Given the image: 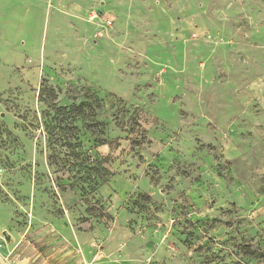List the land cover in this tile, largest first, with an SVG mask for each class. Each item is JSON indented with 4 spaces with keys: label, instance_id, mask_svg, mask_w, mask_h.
<instances>
[{
    "label": "rangeland",
    "instance_id": "obj_1",
    "mask_svg": "<svg viewBox=\"0 0 264 264\" xmlns=\"http://www.w3.org/2000/svg\"><path fill=\"white\" fill-rule=\"evenodd\" d=\"M0 264H264V0H0Z\"/></svg>",
    "mask_w": 264,
    "mask_h": 264
},
{
    "label": "trees",
    "instance_id": "obj_2",
    "mask_svg": "<svg viewBox=\"0 0 264 264\" xmlns=\"http://www.w3.org/2000/svg\"><path fill=\"white\" fill-rule=\"evenodd\" d=\"M57 92L54 88L48 87V86H43L40 89L39 92V98L41 101L51 104L52 109L55 113L53 117L60 115L62 116H69V122L66 127H64L67 131V139H72L74 132L77 130V126L74 125V121L78 119L79 116L82 114H85L86 109L91 106V103L88 102L87 100L81 101L78 104H70V105H57L56 99H57ZM50 107V106H49ZM52 158V157H51Z\"/></svg>",
    "mask_w": 264,
    "mask_h": 264
},
{
    "label": "water",
    "instance_id": "obj_3",
    "mask_svg": "<svg viewBox=\"0 0 264 264\" xmlns=\"http://www.w3.org/2000/svg\"><path fill=\"white\" fill-rule=\"evenodd\" d=\"M7 240H9V237L7 238Z\"/></svg>",
    "mask_w": 264,
    "mask_h": 264
}]
</instances>
